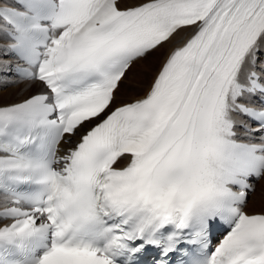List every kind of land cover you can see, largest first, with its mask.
<instances>
[{
  "label": "snow or ice",
  "instance_id": "obj_1",
  "mask_svg": "<svg viewBox=\"0 0 264 264\" xmlns=\"http://www.w3.org/2000/svg\"><path fill=\"white\" fill-rule=\"evenodd\" d=\"M21 84L0 264H264V0H0Z\"/></svg>",
  "mask_w": 264,
  "mask_h": 264
},
{
  "label": "bare ground",
  "instance_id": "obj_2",
  "mask_svg": "<svg viewBox=\"0 0 264 264\" xmlns=\"http://www.w3.org/2000/svg\"><path fill=\"white\" fill-rule=\"evenodd\" d=\"M161 55H162V52H154L151 55H149L145 60L138 61L137 64L140 63L141 66L138 67L139 68L138 69L137 68L138 65L137 64L134 65L130 74L133 73L135 75L136 80L146 83L149 77L145 76V73H144L145 68L147 66H151L153 68L158 66ZM135 68L138 69L137 72ZM133 74L132 76H130V78H133ZM125 83H127V81ZM23 87L24 86L21 84V85L9 87L7 89H3L2 91H0V96H3L8 99H17L18 97L16 93L19 92ZM260 182H263V181H260ZM249 196H250L249 197V209L250 210L259 209V207L261 206V203H264V201L261 200V187L259 185H256V191L254 193H250Z\"/></svg>",
  "mask_w": 264,
  "mask_h": 264
},
{
  "label": "rangeland",
  "instance_id": "obj_3",
  "mask_svg": "<svg viewBox=\"0 0 264 264\" xmlns=\"http://www.w3.org/2000/svg\"><path fill=\"white\" fill-rule=\"evenodd\" d=\"M137 65H138L137 68L141 66L140 63H138ZM137 68H135L136 72H137V70L139 69V68H138V69H137ZM132 74H133V73H131L129 76H132ZM130 79H131V78H130ZM257 185H259V186L261 187L262 185H264V181H263V182H258ZM249 197H250V196H249Z\"/></svg>",
  "mask_w": 264,
  "mask_h": 264
}]
</instances>
